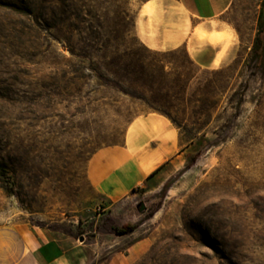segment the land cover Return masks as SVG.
<instances>
[{"label":"rangeland","instance_id":"1","mask_svg":"<svg viewBox=\"0 0 264 264\" xmlns=\"http://www.w3.org/2000/svg\"><path fill=\"white\" fill-rule=\"evenodd\" d=\"M146 1L0 0V228L85 243L74 264L135 242L126 264H264V77L250 58L264 0H234L210 24L224 29L213 70L141 41ZM148 113L192 146L109 213L88 162Z\"/></svg>","mask_w":264,"mask_h":264},{"label":"crops","instance_id":"2","mask_svg":"<svg viewBox=\"0 0 264 264\" xmlns=\"http://www.w3.org/2000/svg\"><path fill=\"white\" fill-rule=\"evenodd\" d=\"M233 1H146L138 7L136 30L149 49L168 52L184 48L199 70H213L220 52L219 37L214 35L223 34L224 29L221 26L214 29L210 24L220 22ZM149 25L152 30L148 29ZM191 146L181 140L167 118L148 113L130 125L122 147L102 149L91 157L87 177L109 204V213H113L125 203L132 188L167 176ZM127 234L116 237L122 241L131 236ZM99 244L103 247L107 240ZM87 246L76 245L70 237L29 223L0 228V264H74V256ZM137 247L135 242L120 248L102 264H126ZM78 262L85 264V257H79Z\"/></svg>","mask_w":264,"mask_h":264},{"label":"trees","instance_id":"3","mask_svg":"<svg viewBox=\"0 0 264 264\" xmlns=\"http://www.w3.org/2000/svg\"><path fill=\"white\" fill-rule=\"evenodd\" d=\"M251 62L254 64V68L260 69L262 76L264 77V7L260 10L257 17V32L253 41L251 49ZM4 171L0 168V174ZM133 230V226H126L121 229L113 228L116 235L120 236Z\"/></svg>","mask_w":264,"mask_h":264}]
</instances>
